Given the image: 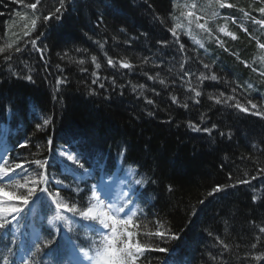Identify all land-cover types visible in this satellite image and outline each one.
<instances>
[{
    "label": "trees",
    "instance_id": "obj_1",
    "mask_svg": "<svg viewBox=\"0 0 264 264\" xmlns=\"http://www.w3.org/2000/svg\"><path fill=\"white\" fill-rule=\"evenodd\" d=\"M171 1L67 0L62 18L38 21L35 37L32 38V31L30 38L21 46L25 58H22L24 68H21L23 72L20 75L9 73L14 55L11 61H5L0 55V117L7 114L4 120L10 117L11 129L18 130L20 134L17 136L28 141L27 147L13 152L18 156L15 161L48 159L47 172L53 171V179L71 186L62 188L61 196L83 204L90 180L76 184L71 176L62 173L63 166L74 172L81 170L78 164L69 163L57 152L53 124L58 123L62 116L59 124L64 125L67 138L61 146H67L79 156V163L92 170L94 180L102 172L111 173L119 164L124 169H134L135 180L143 181L136 186L147 219H159L171 232L180 235L179 240L168 244L149 237L170 251L146 252L139 264H163L167 258L181 264H264V259H254L264 253V234L259 232V228L264 227V173L257 175L264 168V75H261L264 70H255L248 85L245 78L248 75L237 60L238 56L243 59L247 54L242 43L245 38L243 28L254 32L256 28L251 27L254 20L264 21V14L258 10L264 7V0H224L234 7L222 8L221 21L216 18L217 22L212 24L215 31L222 24L235 31L236 39H232L217 29L222 35H218L219 41L225 45L229 41L236 44L232 50L215 46L216 39L210 41L213 45L202 39L204 47L201 48L189 35L177 31L180 43L184 44V52L178 51L179 45L174 43L169 31L174 26L175 14L170 8ZM33 2L0 0V46L5 41V33H10L12 28L31 31L33 10L25 5ZM77 3L80 6L77 14L85 15L80 19L70 14V8ZM197 4V11L209 8L210 12L213 8L206 0H198ZM58 6L59 0H41L36 15L48 14ZM188 11L192 12L191 9ZM182 13L185 12L181 10L180 14L178 11L185 18ZM21 15H28L29 22H22ZM14 18L15 22H12ZM26 24L28 29L24 28ZM14 37L16 34L9 36L13 45ZM136 38L140 39L138 44L143 48L134 44ZM260 38L264 44V27ZM32 39L36 40V47L30 45ZM119 40L123 44L118 47ZM116 48L124 54L121 60L116 61L117 64L125 61L133 68L118 67L122 73L115 78L114 85L108 81L109 70L97 69L84 59L83 65L78 63L84 56L92 55L103 61L101 56L105 53L120 55L115 52ZM39 49L44 50L43 54ZM159 53L173 57L172 62L156 63ZM204 64H209L210 68H204ZM171 66L178 73V81L174 82L176 87L167 80L166 70ZM82 68L87 71H82ZM135 72L139 75L138 80L131 77ZM184 72H191V77L183 76ZM201 74H215L220 80L201 83L198 79ZM27 75L32 76L33 82L24 79ZM47 75L51 78L52 82H49L56 97L43 86ZM97 76L100 79L93 84L92 80ZM64 77L67 83L61 84L56 91V80ZM160 80L164 83L161 84ZM101 83L103 88L99 87ZM225 85L235 86L237 93H228L224 90ZM190 88H196L202 95L195 97ZM220 93H224L225 98L234 96L235 99L226 105L208 98ZM172 97L177 98L176 103ZM237 101L248 111L229 106ZM248 101L256 104L257 108H251ZM185 103L188 105L186 108L182 107ZM253 113L259 114L253 117ZM46 118H51V124L37 130L36 125ZM189 123L210 128L211 132L194 131ZM252 126L253 130H247ZM221 132L225 135H220ZM49 139L51 145L48 144ZM11 142L16 145V137L11 138ZM100 145L104 146L103 150ZM57 155L60 160L55 165ZM89 159L94 162L92 165ZM33 167L29 166L30 170ZM253 176L257 178L253 180ZM245 179L250 183H236ZM232 184L236 186L209 195L217 185ZM77 187L81 189L78 194L75 191ZM253 196L257 197L255 201ZM40 226V241L52 239L49 228L43 224ZM152 227L150 224L149 228ZM92 235L79 229L73 234V239L81 247H86L87 238ZM10 240V236L0 238V264H3L5 255L14 264H20L13 252L16 244L9 243ZM221 240L229 245V250L224 249ZM61 242L62 237L56 235L51 248L41 244L43 251L34 257L32 252L36 249L29 245L27 259L31 264H59L61 261L68 264L67 248L53 252ZM253 244H256L255 248ZM9 248L12 255L8 253ZM172 249H176L175 255ZM49 252L53 254L46 255Z\"/></svg>",
    "mask_w": 264,
    "mask_h": 264
},
{
    "label": "snow or ice",
    "instance_id": "obj_2",
    "mask_svg": "<svg viewBox=\"0 0 264 264\" xmlns=\"http://www.w3.org/2000/svg\"><path fill=\"white\" fill-rule=\"evenodd\" d=\"M67 0H59V6L55 8L54 11L48 14L36 15V11L38 10V5L41 4V0H34L33 3L26 4L25 7L33 10L34 18L31 19V31H25L24 36H30L32 31H35L38 21H50L53 18L59 20L62 18L63 11L66 9ZM215 3L220 8H232L234 5L226 4L223 0H215ZM193 9L196 8V4L193 3L188 5ZM259 12L264 14V7H260ZM241 11H243L241 9ZM182 15H186L191 18L194 16L193 12L182 13ZM218 13L213 12L212 17L215 18ZM248 16V13H245ZM200 17H195L196 27L201 29L202 31L208 33L209 38L212 37L213 30L206 26L205 24L199 23ZM233 23H235V18H232ZM254 20V18H253ZM161 23L164 21L161 20ZM193 21L189 19V24ZM256 23L264 24V21H255ZM27 28L28 25L26 24ZM243 28V25H241ZM181 28V25L177 23L174 28H170L172 36L174 37V43L179 45L178 51L184 52V44L180 43V36L177 33L176 29ZM219 31L224 33L227 36H230L232 39H236V37L231 33L226 31L224 27H220ZM243 31L247 32V28H243ZM187 35L199 45V47L203 48L204 45L196 40L194 36L191 35V31L189 30ZM38 38V37H37ZM216 40L219 42L220 47L224 46L223 41H219V37H216ZM29 43L36 47V40L32 39ZM166 43V42H161ZM103 47V45H101ZM259 47L264 49V44H260ZM227 51V49H225ZM23 49L21 47H14L12 43H5L4 46L0 47V54L8 53L4 55L3 58L5 61H11L12 55L14 53H21ZM41 54H43V49H39ZM67 55V54H65ZM106 55V54H105ZM92 63L95 65L97 69L100 68V64L97 63V58L95 56L91 57ZM80 65L85 63L84 60L78 61ZM147 63V61H145ZM245 66L250 67L246 62ZM107 64L112 67H116V62L113 61L111 57L107 58ZM59 67V66H58ZM119 67L132 69L133 65L129 62L120 61ZM204 68H210L209 64H204ZM82 71H87V69L82 68ZM255 71L256 69H252ZM93 75H96L93 73ZM191 72H184L183 76L191 77ZM261 75H264V72H261ZM183 78V77H182ZM24 79L33 82V78L31 75H27ZM100 77L97 76L96 79L92 80L93 84H97ZM149 79H154L153 77H149ZM201 83L204 80L211 81H219L220 77L215 74H211L205 76L203 74L198 78ZM67 83V78H58L56 80V91H59V86L61 84ZM113 83H115V79L113 78ZM160 83L163 84L164 81L160 80ZM99 87L103 88L104 85L101 83ZM140 87H143L141 85ZM190 92H194L195 97H200L202 92L197 90L196 88H190ZM233 92L236 91L235 88L232 89ZM209 99H214L217 104L224 103L226 105L229 104V101L235 99L234 96L224 97V93H220L219 96H209ZM223 98V99H222ZM173 103L177 102L176 97H172ZM149 104L153 103V101H148ZM199 103V100L196 101ZM251 105V108H257V105L248 101ZM188 105L182 104V107H187ZM234 107L240 111L247 112L248 108L243 107L238 101L234 104L229 105ZM151 114V113H150ZM259 114V113H257ZM51 124V118H46L36 125L37 130H43L46 126ZM194 131H204L211 132L210 128H200L195 124L189 123L188 125ZM215 127V125H213ZM220 135H225V133L221 132ZM230 138V134H229ZM51 139L48 140V144L51 145ZM21 148H25L28 146V141L18 145ZM123 150L120 155H124ZM10 149L5 145L3 148H0V238L4 236H9L15 230L10 227V225L19 226L21 220H28L32 217L33 207L36 206L37 201H39V205L41 208L50 207L51 211L54 212L51 220L48 222L50 225L49 235L52 239H47L40 241L39 236L36 237V240L33 241L32 247L36 249V252H32V256L34 257L37 252H42L43 247L51 248V245L55 243V237L58 232H60V228H58L55 224L56 221H60L63 223V228L66 229L65 236L62 239L60 244H57L56 249L53 252H58L64 248L69 249V257L68 264H138V261H141L144 257L145 252H160V253H169L170 249L166 246H161L160 243H155L152 240L148 239L149 237H156L158 240L164 244H168L171 241L179 240L180 235L178 233L171 232L170 229L165 227V224L161 222L159 219L154 221H150L147 219L146 215L143 212V209L139 206L138 202L133 200V193L129 195L127 193L123 194L124 199L119 202L113 201L107 197L102 199L103 192H106V181L102 178L101 183L105 184V188L101 189L100 184H93L89 187L87 195V199L83 202V204L79 203L77 200L72 199L71 197L65 198L60 195L59 188L55 191H49V174L47 172L48 167V159H33L28 160L24 158L22 162L17 163L15 160L10 162L9 160ZM61 156L66 157L67 160L73 161L78 164L80 169H84V165L79 163V156L74 155L70 150L65 149L60 153ZM26 165H34L35 167L29 170V167ZM19 170V171H17ZM130 173H134V169L129 170ZM260 173H264V168L260 169ZM85 175H90L88 170H84ZM229 178H231V174H229ZM257 176H253L252 179L255 180ZM57 185H64L62 180H55ZM135 184L141 185L143 181L140 179H136L134 181ZM237 184H247L250 183L249 180H238ZM235 184L232 185H217L213 188L212 192L209 195H212L215 192L223 191L228 187H235ZM69 187L70 186H65ZM7 189V191H6ZM171 187H169V191H171ZM77 194L81 191L78 187L75 190ZM41 194L44 199H41ZM257 197L253 196V200L255 201ZM200 203H204V201H200ZM54 206V207H51ZM27 209V211H25ZM71 214L70 216L67 214ZM152 225V228H149V225ZM79 228L80 230L90 231L93 235L87 238L86 247H81L77 244L72 236L69 235L76 231ZM259 232L264 234V227L259 228ZM257 243H259V237L256 238ZM143 240V242H142ZM15 241L10 240L9 243H14ZM225 250H229V245L225 244L223 240L220 241ZM41 244L43 247H41ZM7 248V245L5 246ZM253 248L256 247V244L252 245ZM173 255L176 253V249L171 250ZM9 255H12L11 249H8ZM52 252L46 253V255H52ZM256 261H260L264 259V253L260 255H256L254 257ZM3 264H14V262L10 261L8 255L3 257ZM20 264H31L28 259L21 258ZM62 264V261L59 262ZM174 264V262H173Z\"/></svg>",
    "mask_w": 264,
    "mask_h": 264
},
{
    "label": "bare ground",
    "instance_id": "obj_3",
    "mask_svg": "<svg viewBox=\"0 0 264 264\" xmlns=\"http://www.w3.org/2000/svg\"><path fill=\"white\" fill-rule=\"evenodd\" d=\"M182 2H183V0H172L170 2V8H171V10L173 9V11H175L174 9L175 8L177 9V7H178L177 5H180V3H182ZM72 3H74V2H72ZM79 3L75 4L74 6H72L70 8V11H71L70 14L72 16H74L75 18H79L80 19L81 16H85V15L77 14L78 11H79V7H80V6H78ZM77 6H78V8H77ZM79 13H82V12L80 11ZM240 21H242V20L240 19ZM251 27H254L256 29L254 30V32H252L250 30H248L247 32L244 31L245 38H243V41H242V43H244V47L246 48L245 50L247 52L246 51L245 52L247 54H244L243 59H241L239 56L237 57L238 62H240L242 64V66H243L245 75H248V76H245L244 75L245 78H247V81H249V82H247L248 85H250L249 83L251 82L252 76H254V71L252 69H256L257 71H259V70L263 71L264 70V68L261 66L262 64L260 63V61H257V63H256V56H258V55L259 56H262V54H261V48L259 47V45L262 44L261 42L263 41L260 38L262 26H261L260 23L254 22V24ZM19 32H18L19 34H16V37H14V40L16 39L15 44H14V47H21L30 38V36H31V35L30 36H24V32L25 31L23 32V30H20ZM35 35H36L35 31L32 32V38H34ZM25 37H26V39L24 40ZM6 40L3 41L2 46H4V44L6 42L7 43H11V41L9 39H6ZM120 41H122V40H119L118 43ZM135 42L140 43V39L136 38ZM121 44H123V43L120 42L118 44V47ZM100 45H102V43H100ZM235 45H236L235 43L229 41L227 43V45H225V43H224V46L223 47H224V49H227V51H230V50H232V48H234ZM2 46H0V47H2ZM114 50H115V52L119 53L120 55L113 56L112 54H109L108 55V54L105 53L106 55L104 54V56H101V58H102L103 61H99L97 59V63L100 64V69H102V70L103 69L109 70L108 72L110 73V75H109L110 79H108V81H110L112 83V85L116 84V79L115 78L119 76L118 74L122 73L121 71L118 70L119 65L117 64L116 61L121 60L122 57L124 56V54L122 53V51H119V48H116ZM22 52L21 53H14L13 54L14 57H15V60L14 61H11L13 63V65L10 66L11 71H9V73L11 72L12 74L20 75V73L23 72V70L21 71V68H24V64H23L24 61L22 60V58H25V55ZM209 53L210 54H214V53H212V51H210ZM7 54L8 53L0 54V55H3L4 56V55H7ZM18 54H20V55L17 56ZM156 56H157L156 63H159V61L161 62V61H167V60H170V62H172V59H173V57H169V56H167L165 54H162V53H159ZM90 57H92V55ZM90 57L89 56H84L83 58H80V60L84 59V60H86L87 63L90 62L91 65H94L92 63ZM108 57H111L113 59V61L116 62V64H117L116 67H112V66H109L107 64V58ZM244 62H246L248 65H250V67H246ZM164 63H166V62H164ZM119 69H122V67H119ZM168 69L169 70H166L168 72L167 73V75H168L167 80L170 81V82H173V83L176 82V81H178L177 80L178 73L175 72V70L172 68V66L169 67ZM163 74H165V71L163 72ZM131 77L133 79H135V80H138L139 75H138V73L135 72L133 75H131ZM10 78H12V77L10 76ZM113 78L115 79V83H113ZM49 81H51V78L50 77H48V76L46 78L44 77L43 86L50 92V94L52 93V96L54 95L56 97V95L52 91V89H53L52 88V84ZM106 95H108V94H106ZM54 98H53V100H54ZM62 111L64 112V109ZM238 113H240V112H238ZM256 114L257 113H253V117H256ZM4 117L3 118L0 117V123H2V122L5 121L4 120ZM61 118H62V116L59 117V119H58L59 122L58 123L53 124V128H54L53 130L55 131L54 132L55 133L54 139L57 140V145L58 146L62 145L63 140H65L67 138L66 130H64L65 129L64 125L63 124H59L60 121H61ZM57 124H59V126H57ZM252 128H253V126L252 127H248L247 130H250V129L253 130ZM14 130H16V129L9 130L8 138L11 139L13 137H16V140H17L18 143L24 142L25 141V138L24 137H21V136H17V135L20 134V132L18 130H16V131H14ZM251 132H253V131H251ZM68 138H69V136H68ZM100 147L103 150L104 146L103 145H100ZM0 148H1V145H0ZM88 162H89L90 165H92L94 163L90 159L88 160ZM48 173H49V185H48V188H49V191H52L51 184H52L54 172L53 171H49ZM147 175L150 176V178H152L151 175H149L148 173H147ZM144 176L147 177L145 174H144ZM68 186H70V185H68ZM106 187L108 189V193H107V197L108 198H111V197L114 198V196H117L119 194V191L118 190H116V189L111 190V188H109L107 184H106ZM60 195H61V193H60ZM102 197H103V195H102ZM41 199H44V198L41 196ZM51 207H54V206H51ZM33 209L35 210V213L36 214L40 215L43 218H49V219H51L52 215H54V212L51 211V208L50 207L41 208L40 205H39V201H37V204H36V206L33 207ZM32 223L43 224V221L40 220L37 216H33V217L29 218L28 220H21V223H20L19 226L11 225L10 227L14 228L15 230L16 229H24V228L28 227ZM55 224H56V226L58 228H60V232H58L60 234L61 231H62V229H63V223L60 222V221H56ZM11 252H12V250H11ZM13 252H14L15 256L20 255V253L17 252L16 250L13 251Z\"/></svg>",
    "mask_w": 264,
    "mask_h": 264
},
{
    "label": "rangeland",
    "instance_id": "obj_4",
    "mask_svg": "<svg viewBox=\"0 0 264 264\" xmlns=\"http://www.w3.org/2000/svg\"><path fill=\"white\" fill-rule=\"evenodd\" d=\"M207 2H210L211 3V5L213 6V8H212V10H210V12H209V8L208 9H205V10H202V11H197V8H198V4H197V2H198V0L196 1V0H183V2L182 3H180V5H177L178 7H177V9L175 8L174 10V12H175V14H174V26H173V28L175 27V25L177 24V23H179L180 25H181V28H179V29H176V31H182V32H184L185 33V35H187V33H188V31L190 30L191 31V35L192 36H194L195 37V39H198L201 43H204V41L202 40V39H205V41L207 42V43H211L210 41H212V40H215L216 39V37H219L218 35H225L224 33H222V32H217V29H219L220 27H224L225 29H226V31H228V32H231L235 37H236V33H235V31L233 30V29H227V27L225 26V25H219V26H217V28H216V31H215V27H213V25L214 24H212L213 22H217V19L218 20H220L221 21V18L220 17H222V16H220L221 15V9L222 8H220L216 3H215V0H206ZM223 2H224V0H223ZM193 3H195L196 4V8L195 9H193V8H191V7H188V5H191V4H193ZM226 4H228L227 2H226ZM200 5V4H199ZM180 8V9H179ZM188 9H191L192 10V12L194 13V16L193 17H191V18H189V17H183V16H181V15H179L178 14V11L180 12V14H181V10L182 11H184L185 13H187V12H189L188 11ZM200 9H201V7H200ZM200 12H203V13H200ZM208 12V13H207ZM213 12H215V13H218V15L216 16L217 17V19H216V17H215V19L214 18H212V13ZM204 14H205V16H204ZM27 16L28 15H21V21L22 22H24V23H26V21H28V18H27ZM208 16V17H207ZM182 17V18H181ZM195 17H200V19H199V23H201V24H205L206 23V26L207 27H209V28H211L212 30H213V32H214V34H213V32H212V37L210 38V40L208 39V37H209V35H208V33H206V32H204V31H202L201 29H199L198 27H196V20H195ZM187 18V22H184L185 21V19ZM189 19H192V23L191 24H189ZM12 22H15V18H14V20H12ZM29 22V21H28ZM218 23H220V22H218ZM12 24V23H11ZM149 24V23H148ZM227 25V24H226ZM11 26V25H10ZM149 26H150V28H151V30L154 32V30H153V28L151 27V24H149ZM24 28H26V27H24ZM26 29H28V28H26ZM27 31V30H26ZM18 30H15V29H13L12 28V30H11V32L10 33H5V36H4V40H6V39H9V36H15V34H18ZM151 33L152 35H154L155 33ZM221 35V36H222ZM188 36V35H187ZM225 36H227V35H225ZM6 37V38H5ZM230 37V36H229ZM10 40V39H9ZM7 41V40H6ZM215 42V41H214ZM134 44H136L137 46H139V47H142L143 48V46H141L140 44H138L137 42H135L134 41ZM212 44V43H211ZM214 44V43H213ZM212 44V45H213ZM114 45H116V43L115 44H113L112 46H114ZM215 46H219V42H215V44H214ZM145 48V47H144ZM261 54H262V56H256V63H257V61H260V63L262 64L261 66L264 68V49H261ZM262 61V62H261ZM43 74V73H42ZM258 74H260L259 72H258ZM48 76V75H47ZM259 79V81H261V79L260 78H258ZM255 80H257V79H255ZM258 81V80H257ZM174 85H175V83H174ZM226 86V85H225ZM175 87H176V85H175ZM177 87H179V86H177ZM233 88H235L236 89V87L235 86H226V87H224V90L225 91H227L228 93H237V91H235V92H233L232 91V89ZM39 121H40V119H38ZM42 121V120H41ZM41 123V122H40ZM66 149V146L65 145H63V146H58V148H57V152L59 151V154L61 153V152H63L64 150ZM66 158V157H65ZM59 160H60V157H59V155H57V157L55 158V160H54V164L55 165H57V163H59ZM66 161H68L67 159H66ZM70 163V162H69ZM61 165H63V163H61ZM26 167H29V166H26ZM29 170H30V168H29ZM122 196L124 197V195L122 194Z\"/></svg>",
    "mask_w": 264,
    "mask_h": 264
}]
</instances>
